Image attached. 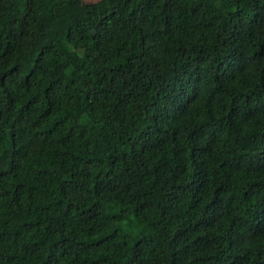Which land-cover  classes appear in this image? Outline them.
<instances>
[{
	"label": "trees",
	"instance_id": "obj_1",
	"mask_svg": "<svg viewBox=\"0 0 264 264\" xmlns=\"http://www.w3.org/2000/svg\"><path fill=\"white\" fill-rule=\"evenodd\" d=\"M0 264H264V0H0Z\"/></svg>",
	"mask_w": 264,
	"mask_h": 264
},
{
	"label": "rangeland",
	"instance_id": "obj_2",
	"mask_svg": "<svg viewBox=\"0 0 264 264\" xmlns=\"http://www.w3.org/2000/svg\"><path fill=\"white\" fill-rule=\"evenodd\" d=\"M98 1L99 0H82V4L83 5H90V4L96 3ZM69 59H70V61H76L77 60V55L76 54H71V55H69Z\"/></svg>",
	"mask_w": 264,
	"mask_h": 264
}]
</instances>
